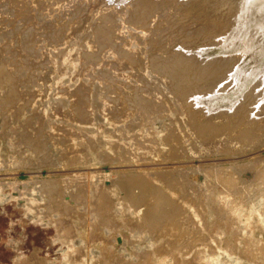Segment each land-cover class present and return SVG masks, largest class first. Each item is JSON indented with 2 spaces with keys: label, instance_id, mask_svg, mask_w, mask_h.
I'll use <instances>...</instances> for the list:
<instances>
[{
  "label": "rangeland",
  "instance_id": "obj_1",
  "mask_svg": "<svg viewBox=\"0 0 264 264\" xmlns=\"http://www.w3.org/2000/svg\"><path fill=\"white\" fill-rule=\"evenodd\" d=\"M190 1L0 9V264H264L258 67Z\"/></svg>",
  "mask_w": 264,
  "mask_h": 264
},
{
  "label": "bare ground",
  "instance_id": "obj_2",
  "mask_svg": "<svg viewBox=\"0 0 264 264\" xmlns=\"http://www.w3.org/2000/svg\"><path fill=\"white\" fill-rule=\"evenodd\" d=\"M26 1H40V2H43L45 0H26ZM52 1H55V0H52ZM0 2H1L0 3V9L1 10L7 9V10H13L14 13H17V12L25 13L24 12L25 7L23 6L24 0H22V3H21L20 0H0ZM5 3H8V4L6 5ZM189 3L192 4L191 6L193 7L194 10L198 11V12L196 11V13H194L192 10H190V12L192 11L191 13H194L195 16H197L199 11H201V13H204V14H202L203 16H205V15L206 16H208V15L211 16L210 18H208V21H207L208 23H206L204 25H203V23H201V25H203V27L206 26L205 28L207 30L210 29L211 31L212 30L213 31H215V30L220 31L221 32L220 36H222L224 39L226 37H229V38L232 37V36H228V35H232V34L234 35V37H232L233 39H231V40H229L227 42V47L224 46V48H228V50L231 49L230 52H232V53H230V55L233 54L235 56L234 60L233 61L230 60V61L231 62H234L235 60H239V61H244L245 60L247 62L253 61V62H250V63L251 64H256L258 68L255 70V69H249L250 67H246L245 70H244L245 71L244 73L246 75H249V74H252V73L257 75L256 76V80H258V81L254 82V80H255L254 79L251 82V84H250L251 86L248 85V84H246V85L250 86V89L248 88L249 90H251V88L254 86L255 88H258V90L256 89V91L264 94V91L261 88V85L264 84V82L260 86L258 84V82H260V80L264 79V0H191ZM8 5H10L12 8L9 9ZM185 5H186V7H185ZM185 5H184V7L187 8V4H185ZM3 7H5V8H3ZM50 8L52 9L51 12L54 13L53 9L54 10L56 9L55 3L52 4L50 6ZM188 8H189V6H188ZM188 8L186 10H183V11H187ZM190 12H188V14H191ZM200 14H198V15H200ZM211 14H214V15H211ZM191 15H188V16H191ZM254 15H255V17H254ZM106 22H107V18H105L104 22H102L100 25L97 26L98 31L96 29L95 32L101 33V32L107 31L110 28L111 24H110V26H108L109 23L106 24ZM204 22H206V21H204ZM69 28H70V25H65V26L62 27V30H64V29L67 30ZM112 28H114V27H112ZM235 35L237 36L236 38H235ZM220 40L222 41L221 38H220ZM226 40H227V38H226ZM216 42H218V40ZM218 43H226V42H218ZM220 45L223 47L222 44H220ZM219 49L220 48H218V50ZM228 50L226 49L227 52H228ZM214 52H215V50H214ZM214 52H212L211 54H213ZM218 52H221V51H218ZM222 52H223V49H222ZM217 54H219V53H217ZM223 54L224 55L225 54L228 55L227 53H223ZM223 54H222V56H223ZM219 55H221V54H219ZM219 57H221V56H219ZM224 57H226V56H224ZM224 57H223V59H224ZM182 58H183V55L181 53H179V54L174 56V60L173 61L177 62V60H180ZM212 58H213V56H212ZM226 59L229 60L228 57H226ZM215 61H219V59L215 60ZM250 63H248V64H250ZM243 87H244V85H243ZM245 89H246V87H245ZM248 89H246L245 91H248ZM222 92L225 93L226 91H222ZM229 92H231V91L229 90ZM240 92H241V90H240ZM227 93H228V91H227ZM229 94H226V95L229 96ZM228 96H225V97H228ZM232 96L234 97L233 99L236 98L234 94H232ZM224 100H227V99H224ZM262 100H264V99H262ZM238 104H242V103L238 102ZM237 106L239 107V105H237ZM225 108H226V106H225ZM227 108H229V107H227ZM233 108H234V110H236L235 109L236 106H234ZM66 143H68V142H66ZM121 177H123V176H121ZM124 177L127 178L128 176H124ZM133 178H135V177H133ZM42 179H41V182H42ZM137 179H139V177ZM117 180H118V177H117ZM133 180L134 179H132V181ZM132 181H127V179L126 180L124 179V180H122V185H124V187H128V186L130 187V183ZM135 181L133 182L134 184L138 182V180H135ZM141 181H143V180H141ZM145 182H146V180L144 181V183ZM118 183L120 184V182H118ZM142 183L143 182H141V185L139 183V185L143 186ZM148 184L146 183L144 185H147V187H148ZM53 185H54V183H53ZM122 185H121V187H123ZM135 185L137 187V184H135ZM124 187H123L122 190L126 191L124 189ZM132 187H135V186H132ZM151 187L152 186H150V188ZM150 188H148V189H150ZM139 189L140 188L138 186L137 191ZM144 189L141 188L139 190V192H143ZM151 190L152 191L154 190L153 187H152ZM129 191H130V188H129L128 191H126V193L128 195L130 193H135L136 194V192H135L136 189L133 192L131 190V192L128 193ZM154 192H156V194H157L158 190L157 191L155 190ZM154 192H153L154 195H152V196H154V198H156L157 195L155 196ZM150 193H151V191H150ZM140 195H142V193L141 194L139 193V196ZM146 195H147V193H146ZM158 196L161 197V195H159V194H158ZM156 200L157 201L159 200L158 197H157ZM161 201H162V199H161ZM159 204H161V202ZM158 205H155V206H157V207L161 206V205H159V206ZM153 208H154V206H153Z\"/></svg>",
  "mask_w": 264,
  "mask_h": 264
}]
</instances>
